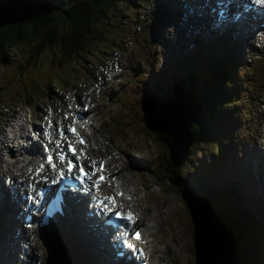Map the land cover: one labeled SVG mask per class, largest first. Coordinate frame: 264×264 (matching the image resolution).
Masks as SVG:
<instances>
[{
    "label": "rangeland",
    "instance_id": "374dc122",
    "mask_svg": "<svg viewBox=\"0 0 264 264\" xmlns=\"http://www.w3.org/2000/svg\"><path fill=\"white\" fill-rule=\"evenodd\" d=\"M3 1L4 5H2L1 10L2 18L5 20V26L12 24L8 28L9 31L14 32L13 34L8 31V34L20 35L26 31V28L24 27L23 19L17 18L16 10L18 8L13 3H10L9 0ZM32 2L39 1L35 0ZM117 10V12L110 10L108 20L104 18L98 23V29L107 37L108 42L106 44L96 43L91 47L90 53L85 52L80 57L76 56L75 61L72 59L69 63L65 62L59 52V47L53 49L56 51H46L45 48L38 50L33 45L31 39L27 41L21 39L16 45L7 46L3 52L0 51V112L8 110L9 112L3 113L6 117H10L14 113L15 115L19 114L23 118L27 117L30 119L28 122L29 133L27 137L23 135L17 140L8 141L5 145L11 149H18L26 147L31 141H39L42 133L46 137H49V131L45 130V121H48L51 125L62 126V123L57 117H54V119L51 118L55 114V110L59 104L69 107L71 106L70 101L72 100L73 107L76 106L77 109H82L84 106L86 108V105L89 106L90 109H87V113L93 116V120L91 128L87 131L89 133L90 143L92 141L95 142L89 148L91 152L88 151L87 155L92 158V161L95 157H102L107 163H111L105 170L115 169L117 167L116 171H118L122 168V171H125L121 175L123 179L132 184L134 180L137 182L136 192L138 190L141 191L140 199L137 200V207H135L138 214L141 212L144 216V205L153 204V202L159 209V213L163 214L158 215V211H155V216H158L156 228L153 234L148 237L149 244L146 247L150 254L151 262L153 264H157L158 261H161L162 264H207L201 255V248L198 253L199 249L197 247L199 244L198 239L202 246L206 240L201 239V237L198 238L199 231L198 229L195 231V227L197 228L195 219L188 212L184 198L182 195L176 193V187L171 183L172 180L167 175H165V178L160 177V173L158 172L163 155L165 158L170 154L172 158L169 145L173 141V137L172 135L170 136V142L166 145V148L163 146L165 141L162 137L158 138L159 141L154 139V131L150 130L147 126L142 110V97L143 94L148 92L145 90V87H142V82H133L136 65L140 63L138 51L139 30L134 27L138 25L141 11L133 9L134 13H131L129 17L127 14L129 8L125 7L121 12L119 9ZM31 23L27 28L28 30L32 26L35 29L46 26L43 21H31ZM130 31L133 33L132 44L128 46L124 43L117 44L116 48L112 50L111 47L115 45L116 40L123 39ZM195 32H200L198 25L195 27ZM234 33L237 34L233 30L214 32L207 39L201 35L200 43L196 48L202 42L209 47L211 44L216 43L217 45H221L226 37L232 38V34ZM169 35L170 32H167V39ZM214 39L215 41H213ZM234 41L235 43L231 49L235 54V60L237 58L236 61H238L235 65L238 76L232 73L229 79L232 82V87L228 89L235 96V99L230 102L232 103L231 107H224L225 104L219 107L218 119L212 125V130L215 127L214 132H212L213 134L207 136L199 145L196 156L190 157L191 154L187 151L181 166L186 162L184 171H190L194 168L193 171L197 170L202 172L207 166L210 167L213 165L212 185L214 183L220 184L227 182L230 178L229 175H231L236 181L234 183H237L248 197L247 199L241 193L240 189L238 188V190L234 186L238 194L240 195L241 193L247 207H245L246 210H242L244 206H242V201L240 206V202L235 203V205L241 213L251 214L254 220L251 232H263V234H257L260 236L264 235V205L261 207L262 200H258L260 206L254 204V194L257 193L259 196V188L257 185L259 184L260 187L261 184L254 172L256 179L252 181V185L248 186L247 184L246 186L239 176L240 171L237 170L239 164L243 161L244 168L247 167L250 158L254 156L251 148L252 142L255 144L256 142H261V149L264 152V137L262 136V132H254L260 118L264 116V29H255L248 39L237 38ZM188 44L191 46L192 40L182 41L181 47L187 49ZM256 47L263 48L261 50L262 56L255 55L253 49ZM183 55L186 56V54ZM209 56H213V54H209ZM180 59L178 61L182 63L183 61ZM111 60L119 62L121 67L111 74H106V65ZM21 70L23 73L25 72L24 75H22L21 79H16L17 73ZM142 71L141 69L140 72ZM244 72L245 75H241ZM77 77L82 78L79 83L62 84L67 79H75ZM126 78L128 80H125ZM149 80L150 78L147 79V82H150ZM11 84L12 87L6 89ZM166 87L169 88L171 86ZM132 91L136 94L133 96L127 94ZM138 95L139 97H137ZM29 97L33 99L28 100ZM61 98L62 100H60ZM241 100L244 103L238 107H234V103H238ZM133 103L138 107L137 115L133 109ZM37 113H41L44 117L48 114V117L44 121L33 119L32 115L35 116ZM182 114L184 113H174L173 120L171 119L172 122L170 121L181 136L179 140L180 145L177 149L180 152L183 150V152L178 161L183 159L185 151V144L181 134H184L183 131L189 125ZM151 115L155 117L156 124L158 122L156 118L160 117V115H155L154 113H151ZM70 122L71 120L67 121L65 125ZM2 126L3 124H0V128ZM31 126H35V132H30ZM217 142L221 145V152H217L216 156L213 157L210 149ZM189 148H192V146ZM6 152V150H3V155ZM221 153L224 158L219 163ZM244 155L246 157L242 160L241 158ZM43 160L44 157L41 155L40 150L36 161L41 165ZM244 178L246 177L244 176ZM9 179L10 176L6 174L1 176V191L2 189H6L2 180L8 181ZM109 183L107 186H110ZM229 183L232 182L229 181ZM23 187H26V185H23ZM8 194V192H2V196H0V210L5 208V197ZM82 202L84 201L82 200ZM249 203L253 206L250 207ZM128 206H131V204L128 203ZM22 207L23 204L19 205L18 208L21 209ZM259 209L261 211L263 210V214H260L261 216L254 212L259 211ZM11 213L13 214V210H11ZM24 214L25 211L21 213V216L23 217ZM4 216L5 220L3 222H7L8 214ZM4 216L3 213H0V220ZM83 216L85 215L75 209L73 216L68 218L65 227L61 223L63 237L75 256L69 254L67 250L68 246L63 243L61 236L54 238L56 245L49 241L55 229L51 226L45 240L40 238L36 239L29 230L23 227L22 221H18L19 224H15L13 233L17 236L18 228L24 231L26 239L20 241L22 248L28 243H37L36 248L39 254H41V258L37 263L34 261L36 264H47L50 262L49 249L54 254H57L64 261V264H66L69 258H71L69 264H72V262L84 264L83 260L87 258L91 260L89 264H107L110 260L106 256V251L103 249L104 245L99 240L93 239V245L97 253L93 254L89 251L90 236L87 233L88 229L86 227L83 229L77 227L80 223L84 225ZM200 216L203 215L201 214ZM15 222L17 221L15 220ZM140 224L143 232L145 231V234H147L148 228L145 229L142 220ZM172 225L175 227V233L171 231ZM3 230L5 239L3 240L0 234V264H9L10 242L6 240L4 227ZM10 230L11 228L8 229V231ZM65 230L67 236L64 232ZM32 232L34 233V231ZM243 234L247 235L248 230H244ZM46 242L49 245V249L46 246ZM167 245H170L169 251L166 249ZM125 249L122 247L121 251ZM257 256L259 257V254ZM224 257L227 259V256L224 255ZM178 258L180 261H178ZM226 259L222 261L223 264H229L230 262L234 264L231 260L226 262Z\"/></svg>",
    "mask_w": 264,
    "mask_h": 264
},
{
    "label": "trees",
    "instance_id": "16d2710c",
    "mask_svg": "<svg viewBox=\"0 0 264 264\" xmlns=\"http://www.w3.org/2000/svg\"><path fill=\"white\" fill-rule=\"evenodd\" d=\"M21 1L25 4L19 7L20 4L9 0L18 8L17 18L23 19L26 31L20 35H9L8 27L12 24L5 26L3 19L0 25V51L3 52L7 46L16 45L21 39L25 41L31 39L38 50L45 48L46 51H56L53 49L59 47V52L67 63L72 59L75 61L76 56L80 57L85 52L90 53L91 47L96 43L103 44L106 41L107 37L98 29V23L104 18L108 20L110 10L117 12L119 9L121 12L125 7L130 8L134 2V0ZM2 5L4 1L0 0V17ZM31 21H43L46 26L38 29L32 26L28 30L27 28L32 24ZM9 32L14 34L12 31ZM231 54L235 57L233 52ZM217 64L220 69L213 71L201 69L200 72L193 70L186 75L178 76L166 83L160 82L146 89L148 93L145 96L149 97L148 100L152 103L156 114L160 115L156 118L158 121L156 124L155 118L153 119V125L156 128L153 130V137L157 141L162 137L165 141L164 148L170 142L167 126L174 113L182 112L190 120L195 141L189 153L190 157H193L197 155L204 137L211 135L212 132L208 133L218 119L219 107L223 104H225L224 107L232 106L230 102L235 99V96L228 88L232 87L229 79L234 72L226 61L220 60ZM242 103H244L243 100L235 103L234 107ZM220 146L217 142L210 149L213 157L217 152H221ZM163 158L158 167L160 177L165 178L167 175L172 180L176 193L182 195L188 212L195 219L197 225L195 231L197 229L199 231L198 238L208 240L209 245L204 242V245L200 247L201 255L207 264H218L213 251L224 261L226 257L220 253L224 247L228 249L226 262L231 260L234 264H264V235H257L263 232H251L254 220L251 214L241 213L236 207L235 203L240 202L239 206L241 201L243 203L236 188L232 184L225 185L226 182L211 184L214 170L212 163L202 172L193 171L194 168L184 171L186 162L177 167L170 154ZM245 207L244 205L242 210H246ZM201 214L203 216H200ZM244 230H248L247 235L243 234ZM258 254L261 259L258 256L257 259ZM212 258L215 259L212 261Z\"/></svg>",
    "mask_w": 264,
    "mask_h": 264
},
{
    "label": "bare ground",
    "instance_id": "6f19581e",
    "mask_svg": "<svg viewBox=\"0 0 264 264\" xmlns=\"http://www.w3.org/2000/svg\"><path fill=\"white\" fill-rule=\"evenodd\" d=\"M206 1L207 0H199L198 2H196V4H197L198 7H201V9H203L204 7H207V6L204 5ZM158 2L160 4L157 6V11H159L161 9L160 7L163 6L164 4L167 7V3H170V0H164V1L158 0ZM259 6H263V5L259 4L258 7ZM189 17L191 19H193V16L189 15ZM262 22L264 23V21H262ZM166 23L168 25H170V23H168V22H166ZM175 26H176L175 43H178L179 39H187V38H190V37H195L193 32L190 31L187 28L186 21H183L182 23H176ZM171 28L172 27H168V29H167V32H170V35H169L168 39H171V40L174 41V37H172L173 33H172V29ZM242 30L245 33H247L243 37V39H248L251 36L250 31H247V29H242ZM214 32H217V30L216 29L210 30V29L206 28V29L202 30V33L200 34V36L202 35L203 37H205L207 39V38L211 37V34L214 33ZM194 41H195V43L199 42L200 41L199 37L196 36L194 38ZM230 46L231 47H229V48H232L233 45L230 44ZM231 52H232V50L230 51V53ZM180 53L185 54L184 52H180ZM189 61H190L189 69L187 71H183V74H181V75H186V74L190 73L193 70L195 72L199 70L198 72H200L201 69H204L205 71H213V70L220 69L219 65L217 64V62H216V60L214 58L209 59V60H204L201 63H194V64H192L193 62L191 61V59ZM183 63H184V61H183ZM179 64L181 65L182 68L186 67L185 63L183 65L181 63H179ZM143 72H144V70L142 72H140V73L143 74ZM181 75H176V76L172 77V76H169V75H167L165 73L161 74L159 76H156L155 78L150 79L149 80L150 82H147L146 88H150V86H156V84H159L160 82L166 83L168 81H171L173 78H176V77L181 76ZM68 110H69V107L61 106V108H60L61 113L65 112V111H68ZM14 117H15V123H16L15 124V128L10 130V132L8 134L6 133V127L5 126H2L0 128V134H2V138H0V145L1 144L3 145L0 148V178H1L2 175L6 174V175L10 176V179H11V183L6 189H2V191H1V187L2 186L0 187V196H2V192L3 193H5V192L9 193L8 196L5 197L6 206H5L4 209H1L0 211L3 210L2 212H5V214H8V218H12L11 222L6 224L7 229L11 228L10 231L7 230L8 231V240L10 242H12L10 247L12 248L13 257L14 256L19 257V256H21V248H22L21 244H20V241L22 239H26V237H25L26 235H25L24 231L19 233L17 236H15L14 233H13L15 224L16 223L19 224L20 220H18L19 222L18 221L15 222V219H14V216H13L14 213L13 214L11 213V210H13L12 209L13 202L9 201V196L14 198L16 195L14 194L15 192L13 193V191L14 190L17 191L18 184L19 183L28 182L30 180V177L32 175H34V173L36 172L35 162L33 160L24 161L21 158V155H24L26 153L31 154L30 150L33 149L32 155L34 157H36L37 154L39 153V151L41 150V148L38 146L40 144V140L36 141V142L35 141H31L27 145V146H29L28 148H25V149L24 148L12 149V150L9 151L10 155H8V154H6V156L3 155L2 151L8 148V146L5 145L8 141L17 140L18 138H20L23 135H26V133H27V125L24 122V120L22 118H20L19 116H16V115ZM36 117L42 118V119L45 118L42 114L36 115ZM10 122L11 121L9 119H7L5 125L7 127H12V125L9 124ZM263 122H264V116H262L260 118L258 126L255 127V129H254L255 131L254 132H256V133L262 132V136L264 137V124H263ZM212 128L213 127H211V129H210L208 134H210L211 132H214L215 127H214L213 130H212ZM212 134L213 133H211V135ZM204 139H205V137H204ZM204 139H203V141H204ZM94 142L95 141H92L90 143V147L92 146V144ZM260 143L261 142H256V144H255V143L252 142L251 148H252V152H253L252 154H254V156H252L250 158L249 165L247 167L244 168V166H243L244 161L242 163H240L237 171H240V175L239 176L242 178V181L246 184V186H247V184H248V186L252 185V181H254L256 179V176L254 175L256 173L261 186L259 187V184L257 185V187L259 188V196H258L257 193L254 194V196H255L254 197V204L259 205V201L258 200H262L263 202H261V207H263V205H264V152L261 149V144ZM245 157L246 156L244 155L241 159L244 160ZM223 158H224V156L221 153L220 154V162L219 163L222 162ZM105 164H106V167H109L111 163H105ZM239 168H240V170H239ZM116 169H117V167L115 169H110V170L108 169L106 171L107 172V176L111 179V182L113 183L112 190H114L122 198L123 201L131 204V206L133 208L137 207V200H139L140 196H141V191L140 190H138V192H136V188H137L136 184H137V182H135V180H134V183L132 184V183L126 181L125 179H123L121 177V175L125 171H122L123 170L122 168L119 169L118 171H116ZM115 176H116V179H115ZM229 176H230V178L225 183V185L233 184V186H235L237 189L239 188L241 193L244 196H246L244 194V192L241 190V187L237 183L236 184L234 183V181H235L234 178L231 175H229ZM244 176L246 178H244ZM229 181H231L232 183H229ZM241 193H240V196L243 199ZM17 197H19V196H17ZM127 197H129V199H127ZM247 199H248V197H247ZM67 203L69 204L70 207L77 206L78 210L83 209L82 205H85V204H83L84 202H82V200H80L78 198V196H73L72 198H70L68 200ZM243 203L246 206L245 200L243 201ZM139 204H141V203H139ZM252 206L253 205L250 204V207H252ZM88 207H92V206L90 205ZM144 207H145L144 216L142 215L141 212L138 215L140 216L139 220H142V222L145 223L146 227L148 228V233L144 234L146 236V238H148L149 236H151L153 234V231L156 228V223H157V220H158V216H155V211H158V213H159V209L156 207L154 202H153V204H145ZM89 209L90 210H88V211H92L93 215H94V218H95V212H94L95 209L93 207L89 208ZM137 210L139 211L138 208H137ZM82 211L86 212L85 208ZM254 212H256L258 215L263 214V210L261 211L260 209H259V211H254ZM158 215H163V214L159 213ZM55 223H56L57 227L59 228V231L61 233L62 238L64 239L61 223L65 227L66 220L62 219V216H58L56 218V220H55ZM83 223H84V228L86 227L88 229L87 233L90 236V244L88 246V249H89V251L91 253L96 254L97 251H96V249H95V247L93 245L94 236L92 234V231H91V229H90V227H89V225L87 223H85L84 221H83ZM258 224H260V223L258 222ZM2 226H4V225H2ZM79 227L81 228V223L79 224ZM171 231L173 233H175L174 225L171 226ZM64 232H65V234L67 236L66 230ZM170 234H171V232H170ZM23 237H25V238H23ZM85 238H87V237H85ZM32 242H34V241H32ZM64 242H66L65 239H64ZM69 243H70V241H69ZM137 243L143 244V242H136V240H134V239L128 241L127 244L128 245L131 244V245L136 246ZM148 243H149V240H148ZM28 246H29V244L26 245V248H28ZM30 246H31V251L30 252L27 251V262H26V264H28V258H30L31 261L34 260L35 255L34 254L30 255V253L34 252L35 247H37V243H34V244L32 243ZM67 246H68V244H67ZM15 248H17V249H15ZM26 248H24V249H26ZM68 248H69V246H68ZM129 248L130 247H128V246L124 247V249L127 250V251L130 250ZM141 248H143V247H141ZM166 249L169 251L170 250V245H167ZM121 250L122 249H120V251ZM126 254H127L126 256H128L130 254V252H126ZM150 260H151V258H150ZM178 261H180L179 258H178ZM50 262H51V253H50ZM9 264H14V261L12 260V258H11V261L9 262ZM147 264H153V262H151V263L147 262ZM157 264H162V262L158 261Z\"/></svg>",
    "mask_w": 264,
    "mask_h": 264
},
{
    "label": "water",
    "instance_id": "95a60500",
    "mask_svg": "<svg viewBox=\"0 0 264 264\" xmlns=\"http://www.w3.org/2000/svg\"><path fill=\"white\" fill-rule=\"evenodd\" d=\"M12 1L15 2V3L20 4L19 7H22L25 4L21 0H12ZM173 1H178V2L182 3V7H185L187 5V1L186 0H173ZM183 2H185V3H183ZM174 16L176 18L175 21L172 18L170 20L172 25H173V27H175L174 29H176V26H175L176 23H182L183 21H186V26H187L188 29H190V28H191V30L194 29V27H195L194 20L191 19L189 17V14L187 12H185L184 10H181V12L179 14H176ZM2 20H3V18H2V14H1L0 25H1ZM184 40L187 41V39H179V41L177 43L179 48H181L182 41H184ZM142 104H143L142 105V110L144 112L145 122H146L147 126L150 128V130L153 131V130L156 129L154 127V125H153L154 124L153 123V119L155 117L152 116L151 113H154L156 115V110L153 108L152 103L148 99L144 98V96L142 97ZM182 115L185 118V120H187V122L189 123L188 127L183 131L184 134L183 133L181 134L182 135V140H183V142L185 144V151H184V156H183L182 160L178 161V159H180L181 156H182L183 150L180 152L177 149V147L180 145V143H179V140L181 138L180 133L172 126V123H169L168 126H167V131L169 132V135L170 136L172 135V137H173V141L169 145L170 152L172 154V161L177 167L181 166L187 151L189 152V150H188V149H190L189 147L192 146L194 144V141H195V138H194V136H193V134L191 132L190 120L188 119L186 114H182ZM187 134H188V136H187ZM185 199L187 200V197H185ZM200 224H202V222H200ZM53 239H54V235L52 237V240ZM206 242H207V245H209L208 244V240H206ZM198 243L199 244L198 245L196 244V245H197V247L199 249L198 250V253H199L200 247H201V242L199 241V239H198ZM49 250H50V253H51V262H48L47 264H64V261L61 258H59V256L57 254H54V252L51 249H49ZM220 253H222L223 255L226 256L228 254V249L226 247H224L222 249V251L220 250ZM213 254L217 258L218 264H223L222 260L219 257V255L218 256L215 255V251H213ZM214 259L215 258H212L211 260L213 261ZM70 261H71V258H69L68 261L67 262L65 261V262H66V264H69ZM72 264H78V263L72 262ZM113 264H117V263L114 262ZM229 264H231V263H229Z\"/></svg>",
    "mask_w": 264,
    "mask_h": 264
},
{
    "label": "snow or ice",
    "instance_id": "6c2138e0",
    "mask_svg": "<svg viewBox=\"0 0 264 264\" xmlns=\"http://www.w3.org/2000/svg\"><path fill=\"white\" fill-rule=\"evenodd\" d=\"M254 3H256V4H264V0H254ZM73 131H75V129H73ZM81 142H82V141H81ZM72 151H73V153L75 154V149H72ZM69 164H70V170H71V167H72L71 162H69ZM80 171L83 173V172H84L83 168H81ZM78 178H79V177H78ZM101 179H103V177H101ZM53 182L55 183V181H53ZM106 199H107V198H106ZM118 218H119V219H122V220H128V221H133V222H134L131 213H128L127 216H124L123 214H118ZM139 237H140V233L137 231V232L135 233L134 238H137V239H138ZM128 247L133 248V250L136 251V249L134 248L133 245L129 244ZM141 254H142V250H141Z\"/></svg>",
    "mask_w": 264,
    "mask_h": 264
}]
</instances>
